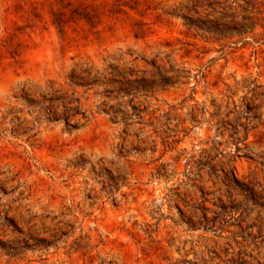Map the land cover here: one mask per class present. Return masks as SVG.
Wrapping results in <instances>:
<instances>
[{
  "label": "rangeland",
  "instance_id": "obj_1",
  "mask_svg": "<svg viewBox=\"0 0 264 264\" xmlns=\"http://www.w3.org/2000/svg\"><path fill=\"white\" fill-rule=\"evenodd\" d=\"M0 264H264V0H0Z\"/></svg>",
  "mask_w": 264,
  "mask_h": 264
},
{
  "label": "trees",
  "instance_id": "obj_2",
  "mask_svg": "<svg viewBox=\"0 0 264 264\" xmlns=\"http://www.w3.org/2000/svg\"><path fill=\"white\" fill-rule=\"evenodd\" d=\"M220 17H221L220 20H223L225 18L230 17L229 22L237 23V20L233 17V15L227 14L226 12L222 13ZM220 20L218 19V20H215V22H210V23L218 25V22ZM241 32H243V31H241Z\"/></svg>",
  "mask_w": 264,
  "mask_h": 264
}]
</instances>
